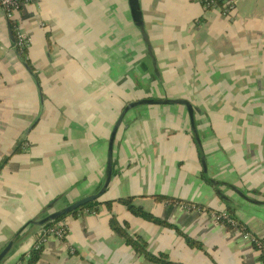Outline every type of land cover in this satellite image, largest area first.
<instances>
[{"label":"crops","instance_id":"crops-1","mask_svg":"<svg viewBox=\"0 0 264 264\" xmlns=\"http://www.w3.org/2000/svg\"><path fill=\"white\" fill-rule=\"evenodd\" d=\"M139 1L159 75L128 0L24 3L15 18L30 37L25 56L36 83L12 49L0 9V249L53 197L67 191V204L99 189L122 105L147 95L198 107L209 176L264 200V0H235L232 19L197 0ZM115 143L119 175L102 197L112 203L67 215L65 238H49L36 264H164L114 232L112 215L170 264H264L238 229L178 207L228 209L264 239V205L230 191L239 202L233 207L205 181L184 105L128 111ZM127 196L165 223L132 215L116 201ZM21 240L4 264H26L32 239Z\"/></svg>","mask_w":264,"mask_h":264},{"label":"water","instance_id":"water-1","mask_svg":"<svg viewBox=\"0 0 264 264\" xmlns=\"http://www.w3.org/2000/svg\"><path fill=\"white\" fill-rule=\"evenodd\" d=\"M129 7L131 11V16L133 23L139 30L141 39L145 44V54L151 61L152 72L156 75H159L157 65L154 59V54L152 47L148 41L147 32L145 31V27L143 25V20L141 16V4L139 0H128ZM8 29V37L10 41L13 40L12 31L10 25H7ZM23 66L29 72L32 79L37 82V78L34 72L30 69L29 65L25 60H22ZM37 85L38 91H40L39 85ZM169 104H181L186 107L188 112L189 122L191 126V131L195 143L200 152V159L202 163V173L204 175V179L207 183L211 185L214 189L215 194L218 198L222 199L226 203L230 204L233 207L239 208V202L231 195L230 191L241 197L242 199L254 203V204H261L264 205V200H258L253 197L247 196L243 193L238 187L214 177L209 176L207 170V164L205 160V155L203 153L202 148V141L200 138L199 133V123L197 122V116L201 115V110L194 106L190 101L186 99H170V98H163V97H154L151 95L143 96L141 98H135L130 101L125 102L119 114L114 122L112 127L109 139H108V147H107V159L106 165L102 175V183L99 189L95 192L86 194L80 198L72 200L67 204L63 203L62 200L64 196H66L67 191H64L57 196L53 197L49 202H47L35 215L30 217L27 221L23 223V225L14 233V235L6 242V244L0 249V264H4L8 262V259L11 257L13 252L16 250L17 247L23 244V237H27L28 235L31 236L32 244L36 240V234L45 226L53 223L57 219H59L62 215L72 213L80 206L92 202V201H103V195L107 191L108 187L111 185L113 179L117 174L119 175V171H114L115 167V155L117 156V144L115 143L117 134L121 129L123 124V119L128 111L135 109L139 106H159V105H169ZM33 124L31 125V127ZM30 128V127H29ZM122 128H128V125L125 124ZM116 152V153H115ZM27 228L26 231H24Z\"/></svg>","mask_w":264,"mask_h":264},{"label":"built area","instance_id":"built-area-1","mask_svg":"<svg viewBox=\"0 0 264 264\" xmlns=\"http://www.w3.org/2000/svg\"><path fill=\"white\" fill-rule=\"evenodd\" d=\"M203 9L217 10L224 17L228 19L233 18V14L236 8L235 0H197ZM29 0H0V9L3 11V17L7 23H9L11 31L14 33V41L11 42L12 49H18L20 51L27 50L30 45V37L25 34L18 25L15 18L16 12L21 8L24 3ZM178 207L185 211H201L205 210L207 214L213 219V221L223 229H238L241 231L244 237L249 239L255 249L258 251L262 259H264V239L260 236L249 232L228 210H208L202 206H199L190 202H178ZM94 213V210L85 209L78 214ZM67 225L63 219L56 220L48 226L42 228L36 234V240L33 242L31 248L41 249L49 238H55L63 240L66 236Z\"/></svg>","mask_w":264,"mask_h":264},{"label":"trees","instance_id":"trees-1","mask_svg":"<svg viewBox=\"0 0 264 264\" xmlns=\"http://www.w3.org/2000/svg\"><path fill=\"white\" fill-rule=\"evenodd\" d=\"M12 35H13V40H12V42H13L14 41L13 32H12ZM15 52L18 54V56L22 60H25L28 63V59L25 56V53H26L25 49L22 51L15 49ZM160 199H164V200L171 201V202L176 201L175 199H171L168 197H160ZM116 201L118 203L124 205L130 211V213L136 217H139L141 219L148 220V221H151L154 223H158V224H164L165 223L163 220H161V219L153 216L151 213L145 211L141 206L134 204L133 197H130V196L121 197V198H118ZM103 203H105L107 206H109L112 203V201H110V200L103 201ZM99 204H100L99 201L88 202V203L80 206L75 211H73L72 213H69V214H77L79 212H83L85 209L94 210V208ZM228 211L231 213L230 210H228ZM69 214L62 215L57 220L64 219ZM109 225L114 232H116L119 236H121L125 239L127 244H129L131 247H133V249L135 251L142 254L149 261L160 262V263H164V264H170V262H168L166 260L164 254L160 253V254L155 255V254L150 253L146 249V244L141 237H139L138 235H134V236L129 235L128 231L126 230V225H127L126 222L119 221L114 215H112L110 217V220H109ZM185 238H186V241L188 242V244H190V245H193V244L196 245L197 244L195 241H192L189 237L186 236ZM40 253H41V249L31 248L27 254L28 256L26 258V264H36V262L39 259ZM177 264H180V263H177Z\"/></svg>","mask_w":264,"mask_h":264},{"label":"bare ground","instance_id":"bare-ground-1","mask_svg":"<svg viewBox=\"0 0 264 264\" xmlns=\"http://www.w3.org/2000/svg\"><path fill=\"white\" fill-rule=\"evenodd\" d=\"M14 34V33H13Z\"/></svg>","mask_w":264,"mask_h":264}]
</instances>
